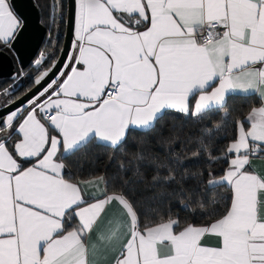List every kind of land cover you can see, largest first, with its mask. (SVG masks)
Wrapping results in <instances>:
<instances>
[{
  "label": "snow or ice",
  "instance_id": "6c2138e0",
  "mask_svg": "<svg viewBox=\"0 0 264 264\" xmlns=\"http://www.w3.org/2000/svg\"><path fill=\"white\" fill-rule=\"evenodd\" d=\"M23 28L0 0V42ZM71 31L65 60L49 31L32 86L0 106V264H264V0H76ZM237 90L260 104L234 120V158L207 180L230 196L198 201L201 223L148 216L115 178L64 174L90 143L119 146L168 109L226 122Z\"/></svg>",
  "mask_w": 264,
  "mask_h": 264
},
{
  "label": "trees",
  "instance_id": "16d2710c",
  "mask_svg": "<svg viewBox=\"0 0 264 264\" xmlns=\"http://www.w3.org/2000/svg\"><path fill=\"white\" fill-rule=\"evenodd\" d=\"M62 2L63 9L61 0H34L47 33L40 49L46 53L52 47L48 43L49 31L55 33L59 29L55 43L57 56L63 43L67 9V0ZM2 50L11 53L10 49ZM50 64L51 61L44 64L46 70ZM14 68L11 77L0 80V88H4L16 77L15 73L25 74L23 86L10 96L12 99L32 86L29 76L37 75L32 63L21 71L15 62ZM226 99L230 113L226 122L221 112L214 113L211 120H201L186 113L165 111L151 128L130 129L119 146L90 143L68 159L64 174L78 179L100 175L115 178V183L129 190L141 212L148 216L179 213L186 222L201 223L204 210L198 207V201L210 204L215 199L223 204V198L230 196L223 187L209 189L207 180L209 173H214V178L218 179L227 166L226 149L236 137L234 120L241 114L246 115L251 106H258L260 102L255 95L231 94ZM216 124L221 125V129L209 135L206 129ZM169 170L174 179L166 181L164 177L169 176ZM154 176L160 179L153 182ZM185 204L189 206L187 211L183 207ZM192 209H196L195 214Z\"/></svg>",
  "mask_w": 264,
  "mask_h": 264
},
{
  "label": "water",
  "instance_id": "95a60500",
  "mask_svg": "<svg viewBox=\"0 0 264 264\" xmlns=\"http://www.w3.org/2000/svg\"><path fill=\"white\" fill-rule=\"evenodd\" d=\"M13 11L24 23L23 31L9 44L10 52L0 49V80L11 77L15 72V62L23 70L32 63L36 57L46 35V29L40 22L38 8L34 0H10ZM75 14V0H67L65 30L62 47L58 54L60 60H65L64 53L71 47L73 18ZM29 90V89H28ZM15 98L17 102L25 93ZM11 102V101H10ZM8 102V103H10ZM7 103V104H8ZM6 105V104H5Z\"/></svg>",
  "mask_w": 264,
  "mask_h": 264
},
{
  "label": "crops",
  "instance_id": "0c3cea01",
  "mask_svg": "<svg viewBox=\"0 0 264 264\" xmlns=\"http://www.w3.org/2000/svg\"><path fill=\"white\" fill-rule=\"evenodd\" d=\"M75 7H76V0H75ZM0 49H10L9 48V44H4V43H2V42H0ZM234 94H240V95H255L258 99H259V101H260V97L257 95V94H244V93H241L239 90H237V92L236 93H234ZM229 95H231V94H229ZM228 96V95H227ZM259 104H260V102H259ZM259 106V105H258ZM166 111H175V112H179L178 110H175V109H168V110H166ZM181 113V112H180ZM132 129H137V130H144V129H140V128H132ZM232 142V141H231ZM230 142V143H231ZM229 143V144H230ZM109 145V144H108ZM229 146V145H228ZM234 155L235 154H227V159H231V158H234ZM254 164H255V166H256V168H257V170H260L261 168H264V161H262V160H254ZM66 171V170H65ZM97 177V176H96ZM94 178V177H93ZM89 179H91V178H89ZM103 187H104V185L103 184H101L98 188H96L95 190H96V192L97 193H99L100 191H102L103 190ZM73 222H75V221H73ZM98 256H99V258L103 261V253H98Z\"/></svg>",
  "mask_w": 264,
  "mask_h": 264
},
{
  "label": "rangeland",
  "instance_id": "374dc122",
  "mask_svg": "<svg viewBox=\"0 0 264 264\" xmlns=\"http://www.w3.org/2000/svg\"><path fill=\"white\" fill-rule=\"evenodd\" d=\"M46 35H47V33H46ZM42 54H45V51H44V49L41 48L40 51H39V53L37 54V56L32 61V64L36 67V70H37V66L35 65V61L37 59H40V57H41ZM43 70H46V67L45 66H43V68L41 69V71H43ZM18 74L15 73L18 82L21 84L23 82L24 78H25V74L23 72H20L19 75ZM13 83H14V80L9 81L8 84L4 88H0V93H3L4 89L9 88V86L12 85ZM8 100L10 101V100H12V98H10V96H8V95L0 94V104H5V103L8 102Z\"/></svg>",
  "mask_w": 264,
  "mask_h": 264
},
{
  "label": "flooded vegetation",
  "instance_id": "af4514ba",
  "mask_svg": "<svg viewBox=\"0 0 264 264\" xmlns=\"http://www.w3.org/2000/svg\"><path fill=\"white\" fill-rule=\"evenodd\" d=\"M16 98H17V97H16ZM12 100H13V99H12ZM12 100H10V101H12ZM10 101L8 100V102H10ZM8 102H7V103H8ZM7 103H5V104H7ZM5 104H0V106H3V105H5Z\"/></svg>",
  "mask_w": 264,
  "mask_h": 264
}]
</instances>
